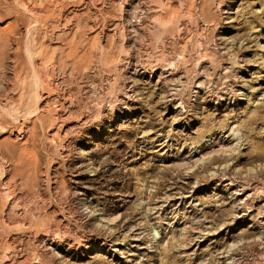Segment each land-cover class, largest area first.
Listing matches in <instances>:
<instances>
[{
  "label": "rangeland",
  "instance_id": "1",
  "mask_svg": "<svg viewBox=\"0 0 264 264\" xmlns=\"http://www.w3.org/2000/svg\"><path fill=\"white\" fill-rule=\"evenodd\" d=\"M263 54L264 0H0V264H264Z\"/></svg>",
  "mask_w": 264,
  "mask_h": 264
},
{
  "label": "bare ground",
  "instance_id": "2",
  "mask_svg": "<svg viewBox=\"0 0 264 264\" xmlns=\"http://www.w3.org/2000/svg\"><path fill=\"white\" fill-rule=\"evenodd\" d=\"M259 46L261 47V45H259ZM262 59H263V62H264V54L262 55ZM219 143H221L222 149H221V150H218V151H215L214 149H212V150L209 152L210 155H212V154H214V153H218V152H221V153L228 152V151L231 152V151H233V149H234V148L231 147L232 145H230L231 149L229 148V150H228V149H225V150H224V149H223V147H224V142H223V140H221ZM200 153H201V152H200ZM204 158H205V154L201 153L200 158H199L197 161H199V160H203ZM193 161H194V160H193ZM184 165H185V164H184ZM187 165H189V166H188V168L190 167L189 169L193 168V166H194L192 161L187 162ZM189 169H188V170H189ZM186 170H187V169H186ZM186 172H187V171H186ZM227 185H231V186H232V185H234V184H233L232 182H230V183H227ZM228 187H229V186H228ZM242 188H243V187H242ZM242 188H240V189L237 190L236 192L234 191L235 193H233V194H234L235 196H244L246 192H245V189H242ZM247 199H248V198H247ZM242 202H243V201H242ZM238 203H239V202H238ZM238 203H237V204H238ZM237 204H236V205H237ZM241 204H242V203H241ZM236 205H235V206H236ZM238 205H239V204H238ZM239 206H241V205H239ZM234 208H235V207H234ZM238 208H239V207H238ZM240 208H241V207H240ZM234 210H235V209H234ZM239 210H240V209H239ZM239 210H238V211H239ZM234 214H235V216H236L237 212L234 213ZM237 215H238V214H237ZM239 216H240V215H239ZM237 217H238V216H237ZM115 220H116V218H113V217H111V216L107 218V221H108V222H114ZM234 220H235V219H234ZM232 222H233V219H232ZM231 263H232V262H231Z\"/></svg>",
  "mask_w": 264,
  "mask_h": 264
}]
</instances>
